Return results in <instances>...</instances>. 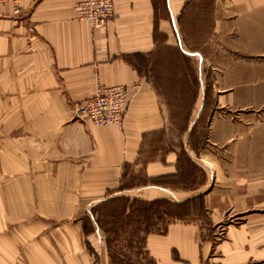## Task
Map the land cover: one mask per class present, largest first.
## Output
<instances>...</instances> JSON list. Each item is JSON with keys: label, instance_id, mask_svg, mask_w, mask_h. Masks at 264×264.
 <instances>
[{"label": "crops", "instance_id": "1", "mask_svg": "<svg viewBox=\"0 0 264 264\" xmlns=\"http://www.w3.org/2000/svg\"><path fill=\"white\" fill-rule=\"evenodd\" d=\"M77 1L19 0V15L12 3L0 7V264H110L98 217L104 205L116 198L182 203L197 195L210 233H203L201 212L173 217L165 231L145 234L154 264H264L263 167L253 173L199 151L210 178L192 187L179 182L187 143H168L177 122L168 85L177 94L196 76L191 115L178 121L186 124L182 134L204 103L199 72L189 67L198 54L180 29L186 1L114 0L107 30L74 19ZM217 25L213 20L214 33ZM97 83L129 88L121 128L74 119L71 102L94 95ZM227 95L208 117L206 140L242 160L249 140L243 129L233 137L242 121L218 110ZM132 175L143 178L125 184Z\"/></svg>", "mask_w": 264, "mask_h": 264}, {"label": "rangeland", "instance_id": "2", "mask_svg": "<svg viewBox=\"0 0 264 264\" xmlns=\"http://www.w3.org/2000/svg\"><path fill=\"white\" fill-rule=\"evenodd\" d=\"M185 1L180 29L183 31L185 43L192 49L191 51L198 54L194 59L195 63L189 64L191 65L189 67L199 72V84L204 90L200 100L204 103L193 109V113L195 115L199 113L200 116L192 126L191 132L183 133L187 137L181 141L182 130L186 124L178 121L191 115V106L198 87L196 76L193 78V86L185 81L181 92L177 94L175 85H168L173 87V92H168V100L172 102L169 109L177 120V122L172 120L169 125L168 143L180 147V142H186L185 150H192L198 157L190 161L186 154L181 156V167L184 172L179 182L192 187L197 182H204L210 178L203 167L198 165L199 162H203L198 155L199 151L205 154L210 150L221 165L225 163L233 167L245 163L253 173L256 166L264 168V0ZM158 2L164 4L161 0ZM246 4L251 7L250 10L238 9L239 5ZM213 20L220 25V27L217 25L216 33L212 29ZM218 89L225 91L220 92ZM221 94H228L226 98L229 101L223 103V109H217L222 110V115L227 114L242 121L236 124L240 128L234 129L233 137L243 129L249 140L250 154L247 157L242 156V160L240 156H231L229 151L224 155L223 144L208 145L210 142L206 140L209 132L207 120L213 109H216L218 96ZM220 127L224 131L223 125ZM205 158L207 159L206 156ZM213 165L216 164L213 162ZM142 178L132 175L131 180L125 184L129 182L136 184ZM130 204L131 201H117L100 209L99 225L106 233L108 259L110 264H154L146 250L145 234L148 231L159 232L171 219L153 217L146 220L142 213L139 215V210L144 208L145 204L138 202L134 205L136 211L129 213ZM126 207V214L122 215ZM203 207H200L199 202L193 205L194 211L201 212L204 217L202 223L206 225L203 226L205 227L203 233L207 237L210 228L207 227L209 222L206 220L207 214ZM193 218L188 216L185 220Z\"/></svg>", "mask_w": 264, "mask_h": 264}, {"label": "built area", "instance_id": "3", "mask_svg": "<svg viewBox=\"0 0 264 264\" xmlns=\"http://www.w3.org/2000/svg\"><path fill=\"white\" fill-rule=\"evenodd\" d=\"M7 3H12L14 14L22 12L19 0H0V7ZM115 9L114 0H78L74 4L73 15L76 20L88 22L93 30H107L115 19ZM128 94L127 85L97 83L94 95L71 102L72 115L74 119L89 120L96 125L114 124L121 128L129 105Z\"/></svg>", "mask_w": 264, "mask_h": 264}, {"label": "trees", "instance_id": "4", "mask_svg": "<svg viewBox=\"0 0 264 264\" xmlns=\"http://www.w3.org/2000/svg\"><path fill=\"white\" fill-rule=\"evenodd\" d=\"M182 13H183V11L181 12V15H182ZM185 154L187 155V157H189L186 150H184V148L181 149L180 150V157L184 156ZM189 159H190V161H192L191 157H189ZM117 201H119V202L120 201H126V202L131 201L130 207H128L129 213L131 211H133V212L136 211V208H134V205H136L138 202L145 204L144 208L139 210V213H140L139 215L141 216V213H142V215L146 218V220H151L153 217H156L158 219L159 218L172 219L173 217H177L178 219L185 220L188 216H191V217L194 216L195 211H194L193 205H195L197 202H199L200 207L203 206L202 205L203 204L202 195L201 196L200 195L194 196L191 199L188 198L186 202H182V203H179L176 201H171V200L161 198V197H159L158 199L151 200V201H147V200L140 201L138 199H132L129 201V199H127V198H116L115 200H113V202H115V203ZM126 209H127V207L124 208L122 215L126 214ZM161 230H163V231L166 230L165 225L163 228H161Z\"/></svg>", "mask_w": 264, "mask_h": 264}]
</instances>
